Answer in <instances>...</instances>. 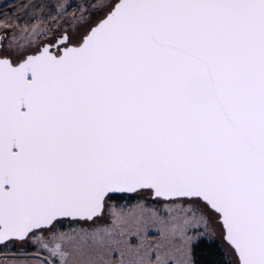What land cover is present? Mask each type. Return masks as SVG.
<instances>
[{
	"label": "snow or ice",
	"instance_id": "1",
	"mask_svg": "<svg viewBox=\"0 0 264 264\" xmlns=\"http://www.w3.org/2000/svg\"><path fill=\"white\" fill-rule=\"evenodd\" d=\"M4 7L0 264H264V0Z\"/></svg>",
	"mask_w": 264,
	"mask_h": 264
},
{
	"label": "rangeland",
	"instance_id": "2",
	"mask_svg": "<svg viewBox=\"0 0 264 264\" xmlns=\"http://www.w3.org/2000/svg\"><path fill=\"white\" fill-rule=\"evenodd\" d=\"M125 198H126L125 201H122V202H115V201H112V202L117 205H128V206L135 205L140 200H144L145 203L147 204H153L156 202L154 200H148L147 193H144V192H137L134 194L126 195Z\"/></svg>",
	"mask_w": 264,
	"mask_h": 264
},
{
	"label": "trees",
	"instance_id": "3",
	"mask_svg": "<svg viewBox=\"0 0 264 264\" xmlns=\"http://www.w3.org/2000/svg\"><path fill=\"white\" fill-rule=\"evenodd\" d=\"M18 2H22V0H0V13H3L6 10L5 7H4L5 4L12 5V4L18 3ZM126 195H130V194H126V193L114 194L111 197V201H115V202L125 201Z\"/></svg>",
	"mask_w": 264,
	"mask_h": 264
},
{
	"label": "water",
	"instance_id": "4",
	"mask_svg": "<svg viewBox=\"0 0 264 264\" xmlns=\"http://www.w3.org/2000/svg\"><path fill=\"white\" fill-rule=\"evenodd\" d=\"M123 193H126V194H134V193H130V192H118L116 194H123Z\"/></svg>",
	"mask_w": 264,
	"mask_h": 264
}]
</instances>
